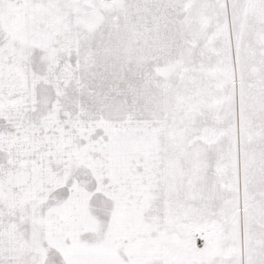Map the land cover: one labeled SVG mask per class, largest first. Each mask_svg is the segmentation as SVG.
<instances>
[{"label": "snow or ice", "instance_id": "obj_1", "mask_svg": "<svg viewBox=\"0 0 264 264\" xmlns=\"http://www.w3.org/2000/svg\"><path fill=\"white\" fill-rule=\"evenodd\" d=\"M0 264H264V0H0Z\"/></svg>", "mask_w": 264, "mask_h": 264}]
</instances>
